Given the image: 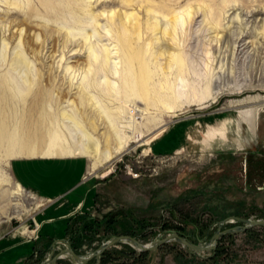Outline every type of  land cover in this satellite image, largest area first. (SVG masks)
<instances>
[{"label":"rangeland","instance_id":"rangeland-1","mask_svg":"<svg viewBox=\"0 0 264 264\" xmlns=\"http://www.w3.org/2000/svg\"><path fill=\"white\" fill-rule=\"evenodd\" d=\"M121 1L0 0V237L16 234L29 244H40L25 264H47L51 247L59 240H67L76 254L86 255L114 236L147 245L177 232L198 244L208 242L218 222L226 218L264 220V20L255 24L253 18L264 10V0H227L226 8L233 14L227 25L231 36L255 44L243 50L240 40L237 49L233 43H223L215 76H204L202 70L207 45L200 39L202 19L187 26L183 35L179 30L182 52L199 76H184L189 92L177 102L164 94V103L156 106L150 102L153 96L143 95L138 76L142 61L135 63L134 92L112 95L104 81L124 86L113 77V63L119 60L100 69L93 59L105 54L104 46L122 50L135 42L119 36L108 14L119 12L126 21L127 13L136 11L146 22L140 5L127 9ZM159 1L180 11L187 4L196 8L203 0L155 2ZM215 1L220 6L225 0ZM134 47L139 51L142 46L135 42ZM208 86L215 90L212 98L198 104L195 91L203 93ZM237 102L244 104L236 108ZM249 106L261 109L256 136L242 122L241 130L235 126L240 108ZM130 110L137 116L130 118ZM224 122H228L225 135L211 136L213 129H223ZM122 125L126 128L118 130ZM178 127L177 136L161 141ZM86 134L99 144L102 157L121 137L126 146L114 160L98 164L95 173H90V166L95 167L96 160L88 159L92 189L85 206L43 201L11 172L13 161L32 158L21 157L19 146L10 153L12 142L45 153L55 138L56 145L77 149L86 143ZM57 154L61 157L59 150ZM238 225L229 223L224 229ZM55 248L57 254L66 246L57 243ZM108 250L112 251L105 264H264V227L222 237L215 253H194L175 242L147 253L128 244ZM61 262L74 264L70 257ZM86 264L98 263L92 259Z\"/></svg>","mask_w":264,"mask_h":264},{"label":"bare ground","instance_id":"bare-ground-1","mask_svg":"<svg viewBox=\"0 0 264 264\" xmlns=\"http://www.w3.org/2000/svg\"><path fill=\"white\" fill-rule=\"evenodd\" d=\"M155 1L154 0L153 1L143 0L142 2H139L138 0H122L120 2L127 9L133 8V6L136 4L140 5L141 9L145 11L146 13L145 23L142 22L141 16H139L136 13V11H133V12L130 11L131 13H127L126 21L122 19L119 12L118 13L112 12L111 15H109L108 13L104 15L102 13L100 16L105 17L108 14L109 21L116 23V26L119 31V36L124 37L125 39L127 38L134 39L135 42H137L138 44L141 43L142 47L140 48L141 50L138 51L134 47L135 42H133V40L126 43L127 45H123L122 50H120L117 47H113L112 49H110L108 48V46L107 47L104 46L103 51L105 52V54L94 56L93 58L97 63H100V69H106L110 64H112L111 62L112 60L114 61L119 60V62L116 61L113 63L115 65L114 67L115 69L113 73V75L115 76L113 77L115 79H119V81H121L122 85L124 84V86H120L117 82L111 83L112 81L109 82L110 80H107V78L104 81V84H106L109 87V91L111 92L112 95H118V94H121V92L122 93L123 92H129V93L134 92V90L136 89V85H137V84L135 85L134 82H132V80L135 79V76H137L136 74L137 70L135 71V63H137V61H142L140 63V69H139L140 74L138 73V76H142L141 85L144 88L143 95L147 97H151V96L154 97L153 101L150 100L152 106H156L158 103L159 104L164 103V99L166 98L175 100L177 102V100H179V97L185 94V92L189 90V86H188L189 84L187 85L188 82L186 83V79L184 76H190L192 74L194 76L195 75L199 76L198 75L199 73L197 71L192 70V68L190 67L189 61L186 59V56L182 52V49H181L182 39L180 38L179 30H182L181 33L183 35V33L185 32L184 30L187 29V26L189 25L193 26L194 24H199L198 20L202 19L200 22V26L201 27L203 26L202 32L204 33L200 37V39L203 40V44L204 43L205 45L207 44L204 47V52L202 55L203 56L202 57L203 69L202 70L204 72V76H215L216 75L215 73H216L217 68L215 64L221 60V51H219V48L223 47V43H226L228 45L229 43H233V45H235L234 49H237L236 45L240 43L238 41L240 39H243V38H238L235 40V36H231L232 30L230 28V25L229 26L227 25L230 22L229 18L233 14H230L231 10L230 9L228 10V8H226L227 3H228L227 0H225L224 3L220 6H217V4L215 3L217 1L215 0H203L201 2H198V5L196 8H192V6L187 4L186 7L184 9L181 8L180 11H176L173 8L172 9L169 8L167 3L165 4V1L164 2L159 1V3H156ZM172 1L173 0H171V2ZM180 1L181 0H176V1L174 0V3L180 2ZM170 5L172 6L173 3ZM238 17L239 15L236 18H234L233 21L238 20ZM253 18H254L255 24L257 23L259 19H260V22H262V20H264V10H261L255 13V16ZM262 28H264V24L262 25ZM261 30H262L261 34L264 35V29H261ZM107 33L110 34V31H108ZM253 34L255 37V32ZM250 36H252V34ZM250 36H246V37L249 38ZM250 39H252V37H250ZM116 40H118V38ZM246 40L247 39L240 40L241 42H243V45L240 46L243 48V50L249 47L250 44L251 45L255 44L254 41L247 42ZM212 48H215V50L214 49L211 50ZM119 65H121V70L118 69ZM223 69H224V63H221L220 71H222L221 74L225 76L226 73H223ZM232 75H233V71H230V73H228V76H232ZM154 76H161L160 79L157 80L158 82L153 80ZM214 80L215 79H213L212 81ZM219 84L220 85L222 84V78L219 79ZM198 85L199 84H197V86ZM236 90L237 89H235V91ZM213 91L215 90L214 89L212 90L211 86L206 87L203 93H200V94L199 92L197 93V91H195L196 93L195 95L198 100L197 103L206 104V102H208L212 98ZM234 93L237 94L238 92L236 91ZM164 94L167 95L166 98ZM187 102L190 103L188 99H187ZM191 103L193 104V102ZM235 104L237 105L236 108L237 107L239 108L243 106L244 102L242 103L237 102ZM168 109L173 110L175 109V107H168ZM240 109H241V111L239 112L240 122L238 121L235 122V126L239 128V130H241L242 129L241 122H242L243 124H246L251 129L252 135L256 136L258 132V127H259L261 109L258 106L243 107ZM130 115H131L130 118H134L137 116V113L135 110H130ZM227 125H228V122H224L223 129H213L214 131L212 130L213 133L211 132L210 135L211 136L213 135L217 136V135H222V134L225 135ZM125 128L126 127L123 125L120 126L119 129L115 126L114 130L115 131H117V129L123 130ZM130 135L131 134L129 133V137ZM1 136L2 135H0V138ZM83 138L84 140H86V143H83L81 146H77L76 147L77 149L73 147L69 149V148H66L65 145H62V146L56 145L57 143H56V138H55L54 140H51L52 143L50 145V148H48V152H45V153L38 152L37 148L35 149L34 147L26 146L25 144L22 145L20 143L16 145L18 142H12L8 150L11 153L12 149L15 146H19V150L21 151L20 152L21 157H25L26 155L32 158L37 155L41 157H49V158H55V157L66 158V157H74V156L89 157L91 159L96 160L95 167L93 168L95 170H98L97 167L99 165H102L104 163H109L110 161L114 160L115 157H117L119 154L123 152L126 146V139L124 137L123 138L121 137L117 139L118 143L116 144L115 148L110 149L109 152L105 153V155L102 157L100 156L99 144L95 142V140L92 139L87 134L84 135ZM0 141H2V139ZM57 150H59L61 157L57 154ZM20 190H21V186H18V191Z\"/></svg>","mask_w":264,"mask_h":264},{"label":"crops","instance_id":"crops-1","mask_svg":"<svg viewBox=\"0 0 264 264\" xmlns=\"http://www.w3.org/2000/svg\"><path fill=\"white\" fill-rule=\"evenodd\" d=\"M180 132L181 127L175 128L172 134L161 141L177 136ZM195 132L196 128H194V140H197ZM190 134L192 133H189V139L192 138ZM171 150L170 148L169 151ZM88 159L90 158L35 157L15 160L11 164V172L20 185L34 192L43 201H66V205L77 204L81 207L87 204L92 189V180L89 181L87 178ZM93 167L90 166V173L97 171ZM39 247L38 243L29 244L22 241L16 234L0 237V264H25L33 254H37Z\"/></svg>","mask_w":264,"mask_h":264},{"label":"water","instance_id":"water-1","mask_svg":"<svg viewBox=\"0 0 264 264\" xmlns=\"http://www.w3.org/2000/svg\"><path fill=\"white\" fill-rule=\"evenodd\" d=\"M229 223H238L239 225L234 226L232 228L224 229L225 226ZM256 227H264V220H251L233 216L218 222L217 230L208 242L199 241L198 244H194L187 238L180 236L177 232H171L168 237L158 239L147 245L140 243L132 237L114 236L110 240L104 242L96 251L88 253L86 255L76 254L67 240H59L57 243L65 245L66 248L56 254L55 245L57 243H55L51 247V256L48 258L47 264H58L59 260L66 259L69 257L71 258L74 264H86L92 259H96L97 263L100 264L104 252L119 244H128L140 252L147 253L160 246L175 242L194 253H203L207 251L215 253L218 247L219 240L222 237L226 235L247 232Z\"/></svg>","mask_w":264,"mask_h":264},{"label":"trees","instance_id":"trees-1","mask_svg":"<svg viewBox=\"0 0 264 264\" xmlns=\"http://www.w3.org/2000/svg\"><path fill=\"white\" fill-rule=\"evenodd\" d=\"M190 224L189 225H191V224H193V222H189ZM181 235H183V236H188V233H186V232H183V231H181V230H177ZM112 250H108V251H106L104 254H103V256H102V263L101 264H105L106 263V259H107V257H108V255L110 254V252H111ZM219 248H218V250H217V254H216V257H217V255H218V253H219ZM141 255H145V254H141ZM214 259H216V258H214ZM213 259V260H214ZM192 260H194V258H192ZM202 263H206L205 261L204 262H202ZM60 264H67V263H64V262H61ZM70 264V263H69Z\"/></svg>","mask_w":264,"mask_h":264},{"label":"built area","instance_id":"built-area-1","mask_svg":"<svg viewBox=\"0 0 264 264\" xmlns=\"http://www.w3.org/2000/svg\"><path fill=\"white\" fill-rule=\"evenodd\" d=\"M122 161V160H121Z\"/></svg>","mask_w":264,"mask_h":264},{"label":"flooded vegetation","instance_id":"flooded-vegetation-1","mask_svg":"<svg viewBox=\"0 0 264 264\" xmlns=\"http://www.w3.org/2000/svg\"><path fill=\"white\" fill-rule=\"evenodd\" d=\"M264 189V188H263Z\"/></svg>","mask_w":264,"mask_h":264}]
</instances>
